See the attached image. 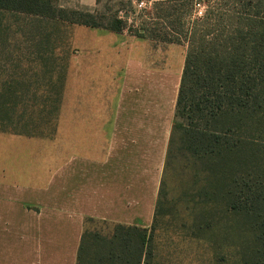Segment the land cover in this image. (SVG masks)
I'll return each instance as SVG.
<instances>
[{"label":"crops","instance_id":"crops-1","mask_svg":"<svg viewBox=\"0 0 264 264\" xmlns=\"http://www.w3.org/2000/svg\"><path fill=\"white\" fill-rule=\"evenodd\" d=\"M88 30L111 46L84 53L55 137L0 132V264H78L86 229L154 220L185 58L167 65L164 45Z\"/></svg>","mask_w":264,"mask_h":264},{"label":"trees","instance_id":"trees-1","mask_svg":"<svg viewBox=\"0 0 264 264\" xmlns=\"http://www.w3.org/2000/svg\"><path fill=\"white\" fill-rule=\"evenodd\" d=\"M196 1L157 0L150 10L143 9L134 16L129 0L115 11L107 5L102 10L85 6L71 11L74 19L65 15L61 18L186 46L165 167L179 124L176 118L184 117L187 123L180 126L185 128L186 144L209 170L215 169L221 176L224 206L250 234L240 252L241 264H264V0H207L208 8L201 17L186 21L183 14H178L176 26L165 21L178 12L174 8L177 3L192 8ZM100 3L96 0V5ZM62 12L54 0H0V16L59 19ZM125 13L129 16L124 17ZM161 20L165 26H161ZM36 45L45 47L42 42ZM13 79H6L0 86V132L11 133L6 121L15 114L18 99L29 95L16 88ZM62 92L63 86L60 96ZM49 99L46 96L44 101ZM61 99L57 98L58 104ZM59 108L52 106L51 113H58ZM158 205L159 198L154 219ZM111 228L110 234L86 229L78 264H158L148 227L115 223Z\"/></svg>","mask_w":264,"mask_h":264},{"label":"rangeland","instance_id":"rangeland-1","mask_svg":"<svg viewBox=\"0 0 264 264\" xmlns=\"http://www.w3.org/2000/svg\"><path fill=\"white\" fill-rule=\"evenodd\" d=\"M128 1L101 0L99 5L95 3L90 8L102 10L107 5L115 11L121 8L120 3ZM155 1L132 0L133 15L138 16L143 9L150 10ZM83 2L54 0L56 6L63 9L59 19L0 16V86L6 79L14 77L13 85L29 92L18 99L15 114L6 121L11 133L25 131L54 138L59 131L61 104L57 98L63 96V92L60 96L62 86L64 91L68 81L76 82V68L82 67V57H87L84 53L98 50L104 45L102 40L109 43L106 47L109 51V37L88 30L94 27L61 18L65 15L74 19L71 11L85 7ZM174 8L178 12L165 21H172L176 26L178 14H183L186 21L201 17L208 2L197 0L192 8L177 3ZM127 16L129 14L125 13L124 17ZM129 20L131 23L132 18ZM160 24L165 26L166 22L161 20ZM36 42H42L45 47L38 48ZM151 42L164 45L167 65L172 62L176 66L183 64L187 52L185 45ZM46 96L50 99L45 102ZM52 106L60 107L58 113L55 110L51 113ZM176 122L179 124L162 176L158 214L148 227L149 233L153 234L154 261L158 264H241L240 252L250 234L243 225L237 224L224 206L221 176L215 169L209 170L186 144L185 128L180 126H185L186 118L178 116Z\"/></svg>","mask_w":264,"mask_h":264},{"label":"built area","instance_id":"built-area-1","mask_svg":"<svg viewBox=\"0 0 264 264\" xmlns=\"http://www.w3.org/2000/svg\"><path fill=\"white\" fill-rule=\"evenodd\" d=\"M143 4H144V3L142 2V3L139 4V6L142 7ZM145 6H146V5H145ZM200 14H202V11H200Z\"/></svg>","mask_w":264,"mask_h":264}]
</instances>
